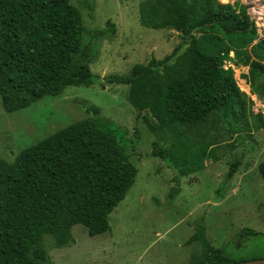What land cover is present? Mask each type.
<instances>
[{
	"label": "trees",
	"instance_id": "16d2710c",
	"mask_svg": "<svg viewBox=\"0 0 264 264\" xmlns=\"http://www.w3.org/2000/svg\"><path fill=\"white\" fill-rule=\"evenodd\" d=\"M96 1L79 0L76 7L69 0H0V97L7 113L59 96L68 87L95 84L91 65L102 43L117 32L110 20L104 28H88L85 18L94 21ZM248 9L239 2L225 5L218 0L140 4V24L178 32L179 46L162 60L136 64L127 76L102 81L129 86L128 101L151 132L168 134L170 128H184L167 137L168 146L155 141L153 156L174 166V139L213 113L235 120L248 111L254 115L233 69L247 67L245 79L264 82V38ZM227 63L230 66L225 68ZM88 110L99 113L97 108ZM117 132L106 121L91 117L24 150L13 163L0 158V264H46L44 238L55 237L59 248L69 246L78 225L90 237L110 230L109 216L138 175L131 162L133 150L122 145ZM243 154L230 164L216 199L238 173ZM258 171L264 180V162ZM174 181L171 201L181 192L180 177ZM241 232L256 235L247 228ZM193 243L202 248V259L193 264L248 261H236L226 248H214L206 236L204 217L186 245Z\"/></svg>",
	"mask_w": 264,
	"mask_h": 264
},
{
	"label": "rangeland",
	"instance_id": "374dc122",
	"mask_svg": "<svg viewBox=\"0 0 264 264\" xmlns=\"http://www.w3.org/2000/svg\"><path fill=\"white\" fill-rule=\"evenodd\" d=\"M69 1L79 7V0ZM144 1L98 0L94 21L85 18L90 29L104 28L109 20L117 29L112 40L102 43L99 57L91 65L97 78L94 85L68 87L59 96L46 97L13 113L4 110L0 97V158L9 163L59 130L91 117L114 126L122 145L133 150L136 183L109 216L110 230L90 237L86 228L75 226L73 243L62 248L57 247L55 237H45L46 264L197 263L202 259L200 243L186 242L202 217L214 248H226L236 261L264 259V180L258 171L264 162V122L260 120H264V82L245 79L248 68L233 66L254 115L248 111L235 120L213 113L206 122L174 139V166L153 156L155 141L168 146L167 137H175L184 128H170L168 134L151 132L128 101L129 86L102 81L108 76H127L136 64L148 65L152 58L162 60L179 46L178 32L140 24L139 7ZM218 1L247 6L260 38H264V0ZM229 66L227 63L225 68ZM90 108L99 113L90 112ZM241 154L238 173L224 195L216 199L215 192L230 164ZM175 176L180 177L181 192L171 201ZM245 228L256 235H242Z\"/></svg>",
	"mask_w": 264,
	"mask_h": 264
},
{
	"label": "water",
	"instance_id": "95a60500",
	"mask_svg": "<svg viewBox=\"0 0 264 264\" xmlns=\"http://www.w3.org/2000/svg\"><path fill=\"white\" fill-rule=\"evenodd\" d=\"M240 264H264V259L249 260V261L242 262Z\"/></svg>",
	"mask_w": 264,
	"mask_h": 264
}]
</instances>
